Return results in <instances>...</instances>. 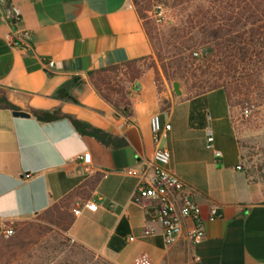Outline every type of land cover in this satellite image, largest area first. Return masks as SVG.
I'll list each match as a JSON object with an SVG mask.
<instances>
[{
	"label": "crops",
	"instance_id": "crops-1",
	"mask_svg": "<svg viewBox=\"0 0 264 264\" xmlns=\"http://www.w3.org/2000/svg\"><path fill=\"white\" fill-rule=\"evenodd\" d=\"M14 2L21 22L13 27L0 19V88L30 117L0 109V236L25 222H48L112 264H133L142 253L154 264H196L197 256L199 264H264V182L247 174L229 91L191 96L181 85L177 95L146 69L128 83L133 114L127 117L100 94L89 73L154 55L133 0ZM15 30L25 33L21 47L11 42ZM50 60L53 70L45 68ZM57 109L127 145L107 147L68 118L42 122L32 114ZM156 114L171 125L161 140L171 152L169 167L202 211L205 238L199 244L188 238L187 222L166 245L160 222L133 201L138 179L127 170L152 160ZM87 152L91 172L79 159ZM92 202L95 210L87 207ZM213 208L221 216L211 220ZM147 229L154 234L145 236Z\"/></svg>",
	"mask_w": 264,
	"mask_h": 264
},
{
	"label": "trees",
	"instance_id": "trees-1",
	"mask_svg": "<svg viewBox=\"0 0 264 264\" xmlns=\"http://www.w3.org/2000/svg\"><path fill=\"white\" fill-rule=\"evenodd\" d=\"M156 1L157 4H154V0H133L153 44L155 56L127 61L89 73L100 94L127 117L133 114L128 97V83L139 79L146 69H154L159 85L164 79L169 83L180 82L182 86L187 87L189 93H186L194 96L218 88L229 91L224 83L210 78L209 70L198 67L197 63L201 62L211 68L216 59L223 71H237L240 65L254 58H261L264 53V0ZM160 3L177 11L175 22H166L169 25L162 33L156 21L149 15L153 6ZM199 70L202 72L199 73ZM252 83L253 81L246 86L249 88ZM0 109H18L2 88ZM32 114L42 122L68 118L81 134L95 137L107 147L127 145L126 140L64 114L60 109L33 110ZM27 223L29 222L15 228L17 235L24 231L21 226ZM24 245L22 241L12 243L0 236V254L10 248H22ZM15 256V252H11L9 260L4 263L0 260V264H9Z\"/></svg>",
	"mask_w": 264,
	"mask_h": 264
},
{
	"label": "rangeland",
	"instance_id": "rangeland-1",
	"mask_svg": "<svg viewBox=\"0 0 264 264\" xmlns=\"http://www.w3.org/2000/svg\"><path fill=\"white\" fill-rule=\"evenodd\" d=\"M154 1V4L158 3ZM149 15L156 21L162 33L169 25L166 22H175L177 11L160 3L153 6ZM197 66L209 70L210 78L219 80L229 89L231 101L239 112V136L245 150L244 164L247 174L264 182V53L261 58H254L240 65L237 71H223L216 59L211 68L201 62ZM251 81L253 83L248 88L246 84ZM169 84L173 87V83ZM183 88L188 92L185 85ZM21 227L24 231L20 235L15 231L13 236L5 237V240L12 243L22 241L25 245L22 248L17 246L5 250V253L0 254L2 263L9 260L11 252H15V259L9 264H112L76 245L48 222H29Z\"/></svg>",
	"mask_w": 264,
	"mask_h": 264
},
{
	"label": "built area",
	"instance_id": "built-area-1",
	"mask_svg": "<svg viewBox=\"0 0 264 264\" xmlns=\"http://www.w3.org/2000/svg\"><path fill=\"white\" fill-rule=\"evenodd\" d=\"M0 19L16 27L21 22V11L14 0H0ZM23 32L15 30L11 36V42L16 47H21L23 42ZM198 55V53H195ZM56 67L54 60L45 64L47 70H53ZM151 128L153 132L155 149L152 160L143 168H131L127 173L138 179L133 201L142 205L149 214L160 222L163 227V236L166 245H171L183 233L184 226L188 222L190 228L187 236L194 243L199 244L205 238L204 218L201 208L195 202L192 192L186 188L179 177L170 169L171 152L161 144L162 138L166 137L171 130L170 124H163L159 114L151 118ZM209 141H213L210 137ZM220 155V152H217ZM83 163L85 172H91L92 155L87 152L79 156ZM151 172V175H149ZM96 202L88 204L89 210H95ZM81 208L75 210L76 215H80ZM221 216L217 208H213L210 213V219L214 220ZM15 234L13 229H7L4 232L6 238ZM145 236L154 234L153 229H147ZM135 237H130L134 241ZM195 263L199 264L200 258H194ZM133 264H154L148 253L140 254Z\"/></svg>",
	"mask_w": 264,
	"mask_h": 264
},
{
	"label": "water",
	"instance_id": "water-1",
	"mask_svg": "<svg viewBox=\"0 0 264 264\" xmlns=\"http://www.w3.org/2000/svg\"><path fill=\"white\" fill-rule=\"evenodd\" d=\"M173 90L177 95L182 94V89H181V83L180 82H174L173 83ZM13 115L15 117H30V113L21 111V110H14Z\"/></svg>",
	"mask_w": 264,
	"mask_h": 264
}]
</instances>
